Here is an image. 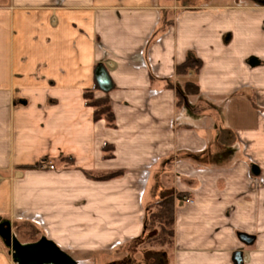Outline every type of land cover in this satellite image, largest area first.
Returning <instances> with one entry per match:
<instances>
[{
    "label": "crops",
    "instance_id": "1",
    "mask_svg": "<svg viewBox=\"0 0 264 264\" xmlns=\"http://www.w3.org/2000/svg\"><path fill=\"white\" fill-rule=\"evenodd\" d=\"M178 192L172 247L144 246ZM24 221L76 264H264V0H0V224ZM0 264H19L1 234Z\"/></svg>",
    "mask_w": 264,
    "mask_h": 264
},
{
    "label": "trees",
    "instance_id": "2",
    "mask_svg": "<svg viewBox=\"0 0 264 264\" xmlns=\"http://www.w3.org/2000/svg\"><path fill=\"white\" fill-rule=\"evenodd\" d=\"M203 67V60L190 52L184 62L176 66L178 75L186 76L188 74H198ZM200 93V86L196 81L187 80L184 85V92L178 93V103L182 104L185 95H197ZM86 104L94 108V119L100 120L105 118L109 126H115V115L108 97H95L93 90L84 92ZM72 160V158H68ZM118 172L102 177V179L117 175ZM187 193L179 192L177 194L168 195L152 205V212L147 222V230L152 231L158 227L157 234L147 240L151 246L172 247L174 242V222H175V203L177 200H184ZM27 228L29 237L37 241L40 237L37 227L30 221H24L17 224L16 228Z\"/></svg>",
    "mask_w": 264,
    "mask_h": 264
},
{
    "label": "water",
    "instance_id": "3",
    "mask_svg": "<svg viewBox=\"0 0 264 264\" xmlns=\"http://www.w3.org/2000/svg\"><path fill=\"white\" fill-rule=\"evenodd\" d=\"M96 80L103 91L108 92L111 90V79L102 66L96 70ZM0 234L5 238L7 244L13 248L14 259L19 264H76L75 260L62 251L52 240L43 237L36 242L23 244L12 234L8 223L0 224ZM240 238L248 244L253 243L255 239L254 236L248 234H240ZM234 261L236 264H242V251L234 253Z\"/></svg>",
    "mask_w": 264,
    "mask_h": 264
},
{
    "label": "rangeland",
    "instance_id": "4",
    "mask_svg": "<svg viewBox=\"0 0 264 264\" xmlns=\"http://www.w3.org/2000/svg\"><path fill=\"white\" fill-rule=\"evenodd\" d=\"M96 97V96H95ZM97 98V97H96ZM179 193V192H178ZM177 194V193H176ZM153 205V204H152ZM151 212H152V210H151ZM150 212V213H151ZM17 224L18 223H15L14 225H15V228L13 229V234L14 235H16V237L18 238V240L19 241H24V240H29V239H31V237H29L27 234H29V231H28V229L25 227V228H21L20 230L18 229V228H16V226H17ZM154 230H156L157 232L159 231V229H158V227H156ZM153 231V230H152ZM33 239V238H32ZM148 240V239H147ZM147 240H146V242H145V244H144V246H149V244L147 243ZM243 241V240H242ZM245 244H246V246H248V245H252L253 243H251V244H248V243H246L245 241H243ZM157 247H159V246H157ZM160 248H164V247H160ZM236 251H242V253H243V250H241V249H239V250H236ZM235 251V252H236ZM234 252V253H235ZM130 256V255H129ZM128 256V257H129ZM146 256V259H150V261L149 262H147V263H144V264H160V260H159V254L157 253H154V254H146L145 255ZM138 257V256H137ZM97 258H99V257H97ZM128 261V262H127ZM92 263H94V264H102V261L101 260H96V261H94V262H92ZM124 263L125 264H139L138 263V260L136 259V256L134 255V254H132L131 256H130V258L128 259V260H126V261H124ZM123 263V264H124Z\"/></svg>",
    "mask_w": 264,
    "mask_h": 264
},
{
    "label": "built area",
    "instance_id": "5",
    "mask_svg": "<svg viewBox=\"0 0 264 264\" xmlns=\"http://www.w3.org/2000/svg\"><path fill=\"white\" fill-rule=\"evenodd\" d=\"M43 167L49 168V169H54V164L53 163H46L45 161L42 162ZM187 201H190V199H187Z\"/></svg>",
    "mask_w": 264,
    "mask_h": 264
}]
</instances>
